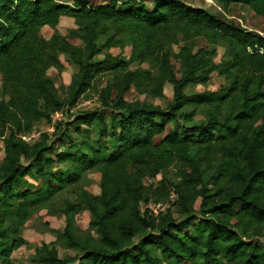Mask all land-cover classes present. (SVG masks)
Returning <instances> with one entry per match:
<instances>
[{"label": "trees", "instance_id": "16d2710c", "mask_svg": "<svg viewBox=\"0 0 264 264\" xmlns=\"http://www.w3.org/2000/svg\"><path fill=\"white\" fill-rule=\"evenodd\" d=\"M215 1L224 9L250 6L264 19V0ZM152 3L0 0V264H15L26 223L47 204L65 216V227L48 228L56 241L36 248L40 264H264V35L182 0ZM63 15L77 27L47 38L42 29L56 28ZM220 44L226 50L218 63ZM127 45L130 57L110 52ZM60 54L78 66L64 94L48 74L63 71ZM135 62L153 66L132 69ZM216 76L227 84L186 92ZM166 82L174 93L165 107L125 97L133 85L162 97ZM93 95L102 108L62 122L65 136L72 125L80 135L97 126V143L105 145V114L117 116L111 150L86 140L81 152L59 150L47 133L25 139L37 122ZM199 109L203 121L194 119ZM170 168L173 179H157ZM92 169L101 173L99 194L84 186L75 199L53 200ZM149 204L169 206L156 212ZM83 211L98 236L79 228ZM190 227L193 235L181 231ZM59 246L75 253L62 256Z\"/></svg>", "mask_w": 264, "mask_h": 264}, {"label": "rangeland", "instance_id": "374dc122", "mask_svg": "<svg viewBox=\"0 0 264 264\" xmlns=\"http://www.w3.org/2000/svg\"><path fill=\"white\" fill-rule=\"evenodd\" d=\"M153 0H146V3L149 8L153 7ZM185 3L191 5V6H198V7H204L210 10L211 12L215 14H220L227 18L228 20H234L235 22H238L242 27L248 29V30H254L260 32L262 35H264V19L260 15L256 14L255 11L247 5L244 4H232L228 8L224 9L219 3H217L215 0H182ZM89 3H95V4H107L111 2V0H88ZM77 25L75 23L74 18L63 15L60 18V21L56 28H51L49 26H45L42 31L43 34L49 38L55 31H59L61 34H67L71 28H76ZM201 38H199V41ZM102 42L104 40L102 39ZM78 43H81V41H78ZM218 55L216 57V62H220L224 56L225 53V45L220 44L217 46ZM174 51H178V46H174ZM110 52L113 54H123L126 57L131 56V46L127 45L124 49H121L119 47H113L110 49ZM102 57V56H101ZM60 58L62 62L64 63V69L62 72H59L56 68L52 67L49 69L48 74L49 76L54 80L56 85L60 88L61 94L65 93V89L70 83L72 76L78 71V66L72 62L69 59V56L67 54H60ZM152 64L145 63L141 66L135 62L132 64V69L137 68H144L152 69ZM154 73L156 71L153 70ZM105 83L112 80L111 76H107L104 78ZM105 83L103 85H105ZM222 84H227L226 79L223 76H216L214 77L208 84L206 85H190L186 88V92L191 94L195 92H201L203 90L209 89V90H216L218 89ZM164 95L162 97H155L148 93L141 92L137 87L134 85L131 87V89L125 94V97L128 100H139L141 102L146 103H153V104H160L162 106H167L169 101L173 98V85L166 82L163 87ZM3 89H2V83L0 80V99L3 98ZM102 108L101 102L99 101V98L97 95H93L91 99L83 98L77 107L73 108L69 113L64 110L62 112H58L54 115L53 120L46 121L41 120L40 122H37L32 129V131L25 136V139H27L29 142L33 143L41 138L43 133H47L50 135L49 143L55 142V146L59 150H64L65 148L69 147L74 152H81V143L86 140L91 145L93 144L96 147H103L105 146L107 149L111 150L112 146H114L117 142L115 136H114V129L113 126H118L119 118L117 116L112 117L110 114H105L106 120L108 122V127L105 131L106 137H105V145H103V142L98 144L97 139L99 136V130L98 127H82V133L81 135L76 132V126L72 125L70 127L71 129V136H65V127L67 126L62 125V122H71L77 115L86 113L87 111H94V110H100ZM197 121H203L206 119V113L204 110L199 109L194 117ZM172 127L175 126V123L171 124ZM177 129L181 133H185L187 129L183 127V124L180 123L177 126ZM52 155H55V152L51 153ZM5 157V151H4V142L0 139V164L3 161ZM63 166L62 164H57V167ZM173 169H168V171L161 173L157 179H161L162 177H167L170 179L174 178L173 175ZM35 184H41L45 181L44 178L34 181L30 179ZM100 181H101V173L95 169H92L90 171H87L83 174L81 177V180L78 184L74 186L68 187L66 190H63V192H60L56 195V197L53 199L56 202H61L63 198L70 197L72 199H75V194L72 193L75 191V189L83 188L84 186L92 193L99 194L100 193ZM146 183H151L154 180L152 179H146ZM156 181V180H155ZM154 181V182H155ZM208 186L212 187V181L208 182ZM176 198L175 195L172 197V201H174ZM169 204H149V208L155 210L156 212L159 209H165L168 207ZM199 206V203L197 207ZM147 206H143V210ZM77 224L79 228L84 231L85 233L93 234L94 236H98L95 229L90 227V213L89 211H83L79 213L76 216ZM195 223L199 222V219L194 221ZM49 225V226H48ZM65 227V216L59 212V209L53 208L51 204H47L45 206H42L37 211H35L32 215V217L28 220L26 223L22 236L26 239V244L20 247L18 250L14 251L12 254V259L15 264H40L33 261V255L35 254L36 248L41 246L43 243H51L56 241V235L50 231H48V228L50 229H56L62 231ZM183 233H188L193 235L195 232L194 227H190L187 229H181ZM136 242L139 241V238L135 239ZM261 240L264 242V235L261 237ZM60 253L62 256L66 255H73L75 252L72 250H68L63 248L62 246H59ZM73 264H90L86 261H80Z\"/></svg>", "mask_w": 264, "mask_h": 264}, {"label": "built area", "instance_id": "2783aa9c", "mask_svg": "<svg viewBox=\"0 0 264 264\" xmlns=\"http://www.w3.org/2000/svg\"><path fill=\"white\" fill-rule=\"evenodd\" d=\"M261 51H263V50H261Z\"/></svg>", "mask_w": 264, "mask_h": 264}]
</instances>
